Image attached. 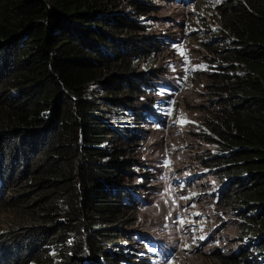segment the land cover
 Masks as SVG:
<instances>
[{
    "label": "trees",
    "instance_id": "obj_1",
    "mask_svg": "<svg viewBox=\"0 0 264 264\" xmlns=\"http://www.w3.org/2000/svg\"><path fill=\"white\" fill-rule=\"evenodd\" d=\"M127 4L141 7L0 0V264L138 260L128 244L138 133L114 124L139 114L135 102L155 75L139 63L156 42L145 12ZM214 9L219 31L201 41L215 59L201 63L196 133L214 145L199 160L230 215L235 248L209 257L264 264V0H216Z\"/></svg>",
    "mask_w": 264,
    "mask_h": 264
},
{
    "label": "rangeland",
    "instance_id": "obj_2",
    "mask_svg": "<svg viewBox=\"0 0 264 264\" xmlns=\"http://www.w3.org/2000/svg\"><path fill=\"white\" fill-rule=\"evenodd\" d=\"M137 1L140 8L127 6L145 12L140 16L144 32L156 42L139 66L154 69L155 75L149 90L135 102L141 115L114 124L117 131L138 128V142L131 144L138 168L130 169L131 186L137 185L139 193L133 211L137 221L128 236L138 259L133 264H142L141 257L145 264H211L209 255L216 248H235L230 215L215 204L216 181L199 160L200 152L214 145L196 133L202 113L198 103L205 97L201 69L206 66L201 63L214 64L215 59L201 41L219 31L216 0ZM152 101H157L156 107ZM2 212L0 220L6 218ZM143 243L147 247L135 248ZM102 261L93 264H107Z\"/></svg>",
    "mask_w": 264,
    "mask_h": 264
},
{
    "label": "clouds",
    "instance_id": "obj_3",
    "mask_svg": "<svg viewBox=\"0 0 264 264\" xmlns=\"http://www.w3.org/2000/svg\"><path fill=\"white\" fill-rule=\"evenodd\" d=\"M157 105V104H156ZM156 105H153V106H155L156 107ZM138 115H141V112H139V114ZM131 122H134V121H131ZM130 127V126H129ZM137 128V127H136ZM137 133H138V128H137ZM138 178H140L139 176H137ZM141 179V178H140ZM132 187H134V186H130V190L132 191V194L134 195V196H137V197H139V193L137 192V190H138V188H132ZM133 198V197H132ZM136 248V247H135ZM102 261V260H101ZM98 262V261H97ZM100 262V261H99ZM124 264V263H123Z\"/></svg>",
    "mask_w": 264,
    "mask_h": 264
},
{
    "label": "snow or ice",
    "instance_id": "obj_4",
    "mask_svg": "<svg viewBox=\"0 0 264 264\" xmlns=\"http://www.w3.org/2000/svg\"><path fill=\"white\" fill-rule=\"evenodd\" d=\"M181 122H183V121H181ZM181 223L183 224V221H181ZM199 239H200V240H203V239H205V237H204V236H200ZM195 242H196V239L194 238V239H193V244H194ZM185 247H190V245H187V244H186ZM149 251H153V249H149Z\"/></svg>",
    "mask_w": 264,
    "mask_h": 264
}]
</instances>
